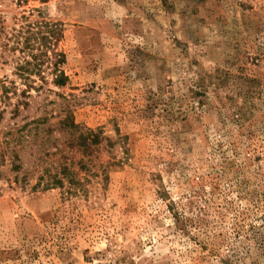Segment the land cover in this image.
<instances>
[{"label":"rangeland","instance_id":"1","mask_svg":"<svg viewBox=\"0 0 264 264\" xmlns=\"http://www.w3.org/2000/svg\"><path fill=\"white\" fill-rule=\"evenodd\" d=\"M0 264H264V0H0Z\"/></svg>","mask_w":264,"mask_h":264},{"label":"trees","instance_id":"2","mask_svg":"<svg viewBox=\"0 0 264 264\" xmlns=\"http://www.w3.org/2000/svg\"><path fill=\"white\" fill-rule=\"evenodd\" d=\"M166 1V0H164ZM58 36H60V30H58ZM55 62H54V67H55V72L57 73L55 75V79L53 80V85L58 87V88H63L66 83H67V77L65 76V74L60 70V67L65 63V57L62 53H56L55 54ZM36 62V60H35ZM41 63H36V64H31L29 62L25 63V66L19 67L17 70L20 72L21 75H23V73L25 71L30 70V68L33 69H37V66L39 67ZM27 105V104H24ZM65 128L69 127L72 131L74 132H79V144L80 146L84 149V150H88L89 149V145H97V141H100L99 136L97 134H95L92 130L90 129H86V132L83 133L80 129V127L78 125L75 124V122L72 120V118H68L65 119L64 121H62L61 123ZM64 173H68L67 172V168L63 169ZM58 184H61V181L58 180L57 181Z\"/></svg>","mask_w":264,"mask_h":264}]
</instances>
